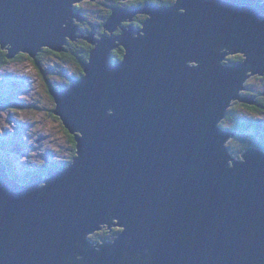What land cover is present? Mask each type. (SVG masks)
I'll return each mask as SVG.
<instances>
[{"label": "water", "instance_id": "water-1", "mask_svg": "<svg viewBox=\"0 0 264 264\" xmlns=\"http://www.w3.org/2000/svg\"><path fill=\"white\" fill-rule=\"evenodd\" d=\"M80 1L0 0L7 59L87 38ZM104 28L83 74L50 89L72 160L20 182L0 159V264H264V150L235 158L221 125L232 100L255 103L240 90L264 75V0L116 4ZM103 224L121 231L94 246Z\"/></svg>", "mask_w": 264, "mask_h": 264}, {"label": "rangeland", "instance_id": "rangeland-1", "mask_svg": "<svg viewBox=\"0 0 264 264\" xmlns=\"http://www.w3.org/2000/svg\"><path fill=\"white\" fill-rule=\"evenodd\" d=\"M117 1L123 6L125 2L133 0ZM109 4L111 0H82L75 3L74 7L79 6L83 11L85 10L88 22L96 24L103 21L104 17H101L107 13ZM136 15L140 13L135 14L134 17ZM143 15L147 17L146 14ZM72 20L78 27L80 23L86 21L85 24L83 23L84 27L82 26L84 30L87 29L86 26H90L86 24L87 20L79 22L74 17ZM124 23L129 25V20ZM88 31L91 32V29ZM104 31L110 34L108 30ZM64 48V51L69 50L65 45ZM18 55H23L25 58L10 60L0 69V98L6 102L5 106L0 107V159L7 161L19 176L20 182H24L32 171L41 172L45 166L72 160L73 148L75 149L74 135L70 134L60 118L52 113L55 102L49 86H53L51 89L68 86L70 79L79 75L80 64L64 55L48 54L44 51L37 55L36 64L31 61L32 58L28 54ZM244 86L245 88L240 90L242 95H260L264 92V75L249 77ZM242 104L232 100L228 110L234 109L239 119H254L258 125H252L228 140V149L237 159L242 158L240 154L248 147L245 145L249 141L257 142L264 139V112H249ZM221 125L229 128L233 122L226 115ZM19 146L20 149L17 151ZM46 176L47 174H43L42 180ZM102 229L104 230L101 231ZM105 230H109L106 224L88 238L95 244L105 236L108 240H112L110 235L107 237ZM112 231L114 230L110 228L111 234ZM98 236H100L98 239L94 238Z\"/></svg>", "mask_w": 264, "mask_h": 264}, {"label": "trees", "instance_id": "trees-1", "mask_svg": "<svg viewBox=\"0 0 264 264\" xmlns=\"http://www.w3.org/2000/svg\"><path fill=\"white\" fill-rule=\"evenodd\" d=\"M135 1V0H134ZM145 1H148V0H141V2H145ZM150 1V0H149ZM151 1H153L154 3H156V4H162V3H170L171 1H169V0H151ZM108 11H106L107 13H105V15H104V18L105 17H107V16H109L110 15V13H111V10H109V9H107ZM140 18H143V17H140ZM67 46V45H66ZM69 46V47H68ZM68 46H67V49H71L70 47L72 46V44L71 43H69L68 44ZM45 48V49H44ZM41 51H44V52H47V53H54V54H57V55H61V56H63L64 55V57H68V58H72V59H75L79 64H80V69H79V74L80 75H82L83 74V72H82V70H83V64L81 63L82 61H85L86 59H88V56H89V52H90V50H91V46L90 45H87V44H81L80 45V47L78 46V45H75V49L74 48H72V52H68L69 50H67V51H53V50H51V49H48L47 47H44ZM84 53V54H83ZM123 53H124V50L123 49H115L113 52H112V59H114V60H118V59H120V58H122L123 57ZM22 54H24V53H22ZM22 57H24V56H22V55H17L14 59H12V61L13 60H15V59H22ZM25 58V57H24ZM79 58V59H78ZM243 59V55H241V54H237V55H229V56H227L226 58H225V60L223 61L224 63H227V64H229V63H232V62H235V61H241ZM37 60V59H36ZM36 60H32L31 59V61L33 62V63H37V61ZM10 60L9 59H7V57H6V50H3V49H1V47H0V69L7 63V62H9ZM39 66V65H38ZM50 85V84H49ZM51 87L53 88V86H49V89H51ZM242 105H244L245 106V108L249 111V112H252V111H256V112H264V92H262L260 95H258V96H255V103L254 104H252V105H248V104H245V103H243ZM231 110V109H230ZM230 110H228L227 111V116H228V118L230 119V120H232V122H233V125H231L230 127H229V129H234V130H236L238 133H240V132H242V131H244L246 128H248V127H252V125H258V123L256 122V120H254V119H239V117L238 116H236V113L234 112L235 110L234 109H232L231 111ZM74 142V141H73ZM252 146V145H254V146H256V147H259V148H261V149H263L264 150V139L263 140H260V141H257V142H255V141H249L245 146ZM75 153V149H73V155L71 156V158H73L74 157V154ZM71 160H69V161H66V162H64V163H62V164H60V163H55L54 165H53V167H57V168H60V169H62V168H64L69 162H70ZM6 163H7V165H8V167H7V171H8V173H9V175L11 176V177H13V178H15V179H18L19 180V176L18 175H16L15 174V172H14V170L10 167V165L8 164V162L6 161ZM63 165H65V166H63ZM49 167L48 166H45L43 169V171H45V170H47ZM38 171V170H37ZM42 172V171H41ZM20 181V180H19ZM105 229V228H104ZM104 229H102L101 231H103ZM108 229V228H107ZM112 230H114V231H112V234H111V232L109 231V230H105L106 231V233H107V237H109V235H110V238L111 239H113L114 237H115V235L117 234V232L118 231H120L121 229L120 228H118V227H112L111 228ZM100 233V232H99ZM95 235H97V234H95ZM100 236H98V237H94V238H96V239H98Z\"/></svg>", "mask_w": 264, "mask_h": 264}, {"label": "flooded vegetation", "instance_id": "flooded-vegetation-1", "mask_svg": "<svg viewBox=\"0 0 264 264\" xmlns=\"http://www.w3.org/2000/svg\"><path fill=\"white\" fill-rule=\"evenodd\" d=\"M173 0H171V2L170 3H168V4H171V3H173L172 2ZM145 2H147V1H145ZM145 2H141V0H139V1H130V2H127V3H125V5H123V6H125V7H128V8H130V9H140V7H142L143 6V4L145 3ZM118 3V1L117 0H111V4H109L108 6V9L109 10H111V8L114 6V5H116ZM162 4H167V3H162ZM80 11L81 13H82V18H81V20H87V18H86V16H85V13H84V11H83V9L81 8V7H79V6H75V11ZM143 15V14H142ZM141 14L140 15H136L134 18H132L130 21H129V25L131 24V25H133V27H135L136 29H139L140 27H141V25H142V22L144 21V18H146L144 15L142 16ZM104 17V15L101 17V18H103ZM140 17H143V18H140ZM75 18V20H78V18L77 17H74ZM108 18V16L107 17H105V18H103L102 20L103 21H101V22H99V23H96V24H94V23H89L88 22V20H87V23L86 24H89L90 26H86V28L87 29H83V25L85 24V22H82V23H80L79 24V27H78V29H79V32L80 33H82V36L84 37L85 35L87 36V38H84V39H82V38H77L76 39V43H74L72 40H70V39H68V41H67V46H68V44L69 43H71L72 44V46L70 47L71 49L73 48V46H74V48H75V45H78L79 47H80V45L81 44H87V45H90L91 46V48H92V44L90 43V41L88 40V37H89V35H88V33H89V29H91L92 31V37L91 38H99L102 34H104V32L105 31H103V30H105V28H104V23H105V21H106V19ZM135 19V20H134ZM124 22V20L118 25V27L116 28V30L114 31V32H112V35H118V34H121L122 33V31H123V29L125 28L124 27V25H126L127 26V23H123ZM84 23V24H83ZM83 26V27H82ZM120 30V31H119ZM107 33V32H106ZM65 45V47L67 48V46ZM123 49V47L122 46H119V47H117V48H115V49ZM45 49V48H44ZM114 49V50H115ZM113 50V51H114ZM124 50V49H123ZM112 51V52H113ZM40 52H43V51H40ZM39 52V53H40ZM45 53H47V52H45ZM49 54V53H48ZM84 54V53H83ZM23 56V55H22ZM121 59V58H120ZM120 59H118V60H120ZM32 60H34V59H32ZM87 60V59H86ZM85 60V61H86ZM113 61H118V60H114V59H112ZM85 61H82L81 63L83 64ZM38 63V62H37ZM83 66V65H82ZM78 76H81L80 74L78 75ZM70 81L72 82V80L70 79ZM70 82V83H71ZM236 136H238V133H237V135ZM235 137V136H234ZM74 149V148H73ZM50 167V166H49ZM46 171V170H45ZM44 171V172H45Z\"/></svg>", "mask_w": 264, "mask_h": 264}, {"label": "bare ground", "instance_id": "bare-ground-1", "mask_svg": "<svg viewBox=\"0 0 264 264\" xmlns=\"http://www.w3.org/2000/svg\"><path fill=\"white\" fill-rule=\"evenodd\" d=\"M120 1V0H119ZM125 2V0H121V2ZM134 1V0H133ZM148 2H152V1H149L148 0ZM110 3V2H109ZM126 3V2H125ZM118 5H121L119 2L117 3ZM85 11V10H84ZM108 11V10H107ZM109 12V11H108ZM136 14H138V13H136ZM140 14H146L147 15V17H148V14L147 13H140ZM86 16V15H85ZM143 16V15H142ZM93 17V16H92ZM98 17V16H97ZM132 18H134V16L133 17H131V19ZM145 19V18H144ZM135 20V19H134ZM125 21H127V20H124V22ZM123 22V23H124ZM125 28H127L126 26H125ZM107 30V29H106ZM120 31V30H119ZM109 32V31H108ZM80 35V32H79V30H77V32H76V34H75V36H79ZM103 35H108V36H110V34L109 33H104ZM111 35H112V32H111ZM84 37H87L86 35L84 36ZM77 38H75V40H76ZM83 45V44H82ZM69 47V46H68ZM68 52H70V51H68ZM39 54V53H38ZM55 55V54H54ZM232 55H237V54H232ZM229 56V55H228ZM68 58V57H67ZM21 59V58H20ZM37 59V56L34 58V60H36ZM79 59V58H78ZM15 60H18V59H15ZM254 76V75H253ZM250 77H252V75L250 76ZM57 117V116H56ZM61 121V120H60ZM75 133H78V131H76ZM104 225V224H103ZM103 225L102 226H100V228H102L103 227ZM113 226H110V228H112ZM116 227H118V228H120L121 229V226H116ZM100 230V229H99ZM98 230H94L93 232H90L89 233V236L90 235H92V234H94L95 232H97ZM121 231V230H120ZM118 234V233H117ZM117 238V235H116V237L115 238H113L112 240H108L107 238H106V240H104V242H113V240L114 239H116ZM94 246L96 245L95 243H92Z\"/></svg>", "mask_w": 264, "mask_h": 264}, {"label": "clouds", "instance_id": "clouds-1", "mask_svg": "<svg viewBox=\"0 0 264 264\" xmlns=\"http://www.w3.org/2000/svg\"><path fill=\"white\" fill-rule=\"evenodd\" d=\"M29 56V55H28ZM74 77H76V76H74ZM74 77L71 79L72 81H73V79H74ZM72 84V82L71 83H69V85H71ZM68 85V86H69ZM67 87V86H66ZM58 88H60V87H58ZM255 97V96H254ZM4 100V99H3ZM5 101V100H4ZM229 129V128H228ZM237 132V131H236ZM238 133V132H237ZM237 133H236V135H237ZM235 135V136H236ZM251 146V145H250ZM252 146H254V145H252ZM20 147V146H19ZM256 147V146H255ZM257 148H259V147H257ZM261 149V148H260ZM67 166V165H66ZM65 166V167H66ZM49 167V166H48ZM51 167H53V166H50L49 168H51ZM55 168H57V167H55ZM58 169H60V168H58ZM47 171V170H46ZM35 172H37V173H43L44 171H42V172H40L39 170L37 171V170H35ZM33 173V171L32 172H30L29 174H28V178H29V176H30V174H32Z\"/></svg>", "mask_w": 264, "mask_h": 264}]
</instances>
